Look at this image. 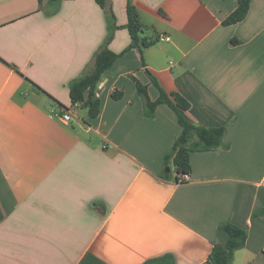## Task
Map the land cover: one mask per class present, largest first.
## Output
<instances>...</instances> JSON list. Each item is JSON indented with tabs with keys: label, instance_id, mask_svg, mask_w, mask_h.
<instances>
[{
	"label": "crops",
	"instance_id": "1",
	"mask_svg": "<svg viewBox=\"0 0 264 264\" xmlns=\"http://www.w3.org/2000/svg\"><path fill=\"white\" fill-rule=\"evenodd\" d=\"M131 4L142 37L170 40L122 55L90 118L69 85L108 35L105 10L63 0L49 14L48 0H0V264H214L224 222L248 232L234 264H264V0L231 25L238 0ZM108 5L119 25L109 47L121 53L133 43L129 0ZM147 70L190 102L194 123L227 128L218 149L191 152L184 182L164 162L183 128L167 103L145 114L133 76L160 96Z\"/></svg>",
	"mask_w": 264,
	"mask_h": 264
},
{
	"label": "trees",
	"instance_id": "2",
	"mask_svg": "<svg viewBox=\"0 0 264 264\" xmlns=\"http://www.w3.org/2000/svg\"><path fill=\"white\" fill-rule=\"evenodd\" d=\"M44 0H40L42 3ZM54 6L48 12L54 14L58 10V5L63 0H48ZM98 4L105 10L108 35L95 53L93 66L83 75L70 82V97L73 105H81L87 109L90 118H97L101 113L102 101L99 95V85L106 72L118 61V59L129 51L132 47L144 45L149 46L158 41V38H145L141 36L144 24L140 21L138 13L134 10L131 0L128 5L127 28L132 36L133 43L121 53L114 52L109 44L114 37V33L119 25L116 22V15L108 5V0H97ZM251 0H238V7L223 21L224 25H231L244 20L250 10ZM152 82L160 92L156 100H152L148 86L133 76L138 92L144 100V109L147 116H154L160 103L169 104L176 112L178 121L182 126V133L177 138L171 152L165 156L164 162L169 165L172 160L176 170V180L181 181V175L190 173L192 169L190 154L193 151L215 150L224 144L226 126L206 127L194 123L187 114L190 102L179 93H168L151 73L147 70ZM122 94L114 93L113 97L118 99ZM170 173H166L169 176ZM259 214V211L257 212ZM219 241L214 244L210 255V260L214 264H234L235 252L244 247L248 238L246 229L231 223L224 222L218 226ZM172 256L153 258L144 264H174Z\"/></svg>",
	"mask_w": 264,
	"mask_h": 264
},
{
	"label": "built area",
	"instance_id": "3",
	"mask_svg": "<svg viewBox=\"0 0 264 264\" xmlns=\"http://www.w3.org/2000/svg\"><path fill=\"white\" fill-rule=\"evenodd\" d=\"M158 39L161 41H165V40H170V37L166 34H160L158 36ZM97 95H99V92L97 93ZM73 115L74 114L71 109H64L61 117L65 122H69L73 118ZM189 174L190 173L181 175V181H186L189 177Z\"/></svg>",
	"mask_w": 264,
	"mask_h": 264
},
{
	"label": "water",
	"instance_id": "4",
	"mask_svg": "<svg viewBox=\"0 0 264 264\" xmlns=\"http://www.w3.org/2000/svg\"><path fill=\"white\" fill-rule=\"evenodd\" d=\"M167 170H168V171H170V168H169V167H167Z\"/></svg>",
	"mask_w": 264,
	"mask_h": 264
}]
</instances>
